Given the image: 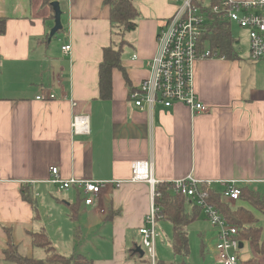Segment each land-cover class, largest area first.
Listing matches in <instances>:
<instances>
[{
	"label": "crops",
	"instance_id": "0c3cea01",
	"mask_svg": "<svg viewBox=\"0 0 264 264\" xmlns=\"http://www.w3.org/2000/svg\"><path fill=\"white\" fill-rule=\"evenodd\" d=\"M53 1L66 18L56 34L63 39L56 42L48 39L54 26L50 4L0 0V264H8L3 251L9 233L18 249L23 245L32 255L29 233L41 230L61 255L67 247L70 256L92 264H137L127 256L133 244L140 247L138 229L151 193L147 181L133 179V162H148L154 181L236 180L263 194L264 62L249 61L248 49L233 61H197L193 87L207 113L191 115L180 104L156 105L151 114L139 110L128 92L148 77L157 32L175 8L170 0H133L136 28L122 38L123 72L112 71V96L104 101L98 67L103 49L114 42L108 7L104 0ZM66 44L68 55L61 50ZM49 94L54 99H36ZM75 115L87 116V135L72 133ZM51 168L63 180L104 183L98 203L84 205L80 191L60 192L48 184ZM21 185L28 186L35 209L21 198ZM77 199L71 221L68 205ZM211 235L216 243L215 230ZM248 245L240 263L255 257V264H264V253L257 256Z\"/></svg>",
	"mask_w": 264,
	"mask_h": 264
},
{
	"label": "built area",
	"instance_id": "2783aa9c",
	"mask_svg": "<svg viewBox=\"0 0 264 264\" xmlns=\"http://www.w3.org/2000/svg\"><path fill=\"white\" fill-rule=\"evenodd\" d=\"M174 5L173 14L167 18L159 28L156 37V53L147 64L149 75L142 80L138 87L129 91V100L139 110L149 114L156 105L165 109L175 104L186 106L191 115L207 113L208 108L197 98L194 91L193 71L199 60L224 59L216 52L201 48V39L209 32L215 17L227 21L231 26L236 25L247 34L248 59L252 62H264V0H170ZM233 45L237 55L241 49ZM64 55L71 50L70 44L61 48ZM37 100H52L54 96H39ZM71 131L76 135H87L88 118L75 115L71 122ZM133 179L147 181L150 186V211L143 218V225L138 229L141 237L140 247L144 251L149 264H155V242L158 240L156 232L158 209L153 206L155 197L154 187L164 184L151 179V165L146 162L132 163ZM246 182V181H245ZM48 184L53 185L60 192L69 190L80 191L83 203L95 206L98 203L100 191L104 183L97 181H78L74 178L63 180L57 168L50 169ZM170 192L182 197L188 208L201 209L205 220L215 230L217 242L213 247L216 264H241L245 254V245L239 239L238 228L228 224L218 209L210 205L209 199L215 186L221 189L222 198L227 204L239 200L241 182L236 180H196L191 176L173 180ZM240 244L242 247H240Z\"/></svg>",
	"mask_w": 264,
	"mask_h": 264
},
{
	"label": "trees",
	"instance_id": "16d2710c",
	"mask_svg": "<svg viewBox=\"0 0 264 264\" xmlns=\"http://www.w3.org/2000/svg\"><path fill=\"white\" fill-rule=\"evenodd\" d=\"M44 4L49 5L53 0H42ZM103 5L108 7L111 31L124 38V34L130 33L136 28V20L138 19V11L133 0H104ZM62 30L58 31L60 33ZM5 32V19L0 18V36ZM56 36V35H55ZM54 36V37H55ZM125 40L115 46L111 42L110 46L102 51V62L98 67V88L99 98L101 100H110L112 96L111 74L114 69L123 72L120 64L121 47ZM235 41L232 37L231 25L227 21L215 17L209 32L201 39V48L209 49L216 52L218 56L224 57V60H236L237 55L234 52ZM125 76V75H124ZM131 91V90H130ZM170 185L167 183L157 184L154 187L155 197L153 198V206L158 209L157 217L168 222L171 225V244L170 250L173 255L183 261L179 264H185V259L189 256L187 226L195 222L201 215V209L197 207L188 208L182 197L170 192ZM241 195L234 206L227 204L222 198L221 191L213 190L209 203L218 209L223 219L230 225L238 228L239 239L242 242L248 241L255 255L260 256L264 253V234L252 210L260 212L264 216V196L249 190L247 187L240 189ZM21 198L28 202L34 209V201L30 195L29 188L21 185ZM80 201L69 204V219L74 221L77 216ZM248 206V207H247ZM252 209V210H251ZM110 218V216H109ZM159 219V220H160ZM9 232V231H8ZM31 244L35 248L42 249L45 253L44 259H34L24 256L19 252L8 235L6 249L3 251V261L10 264H92V260L82 255L64 256L59 254L52 246L50 240L43 230L39 232L29 233ZM136 244H133L128 251L127 258H134L137 264H149L147 258H141L134 251ZM255 257L249 258L242 264H255ZM155 264H166L162 261H156ZM176 264V263H173Z\"/></svg>",
	"mask_w": 264,
	"mask_h": 264
},
{
	"label": "rangeland",
	"instance_id": "374dc122",
	"mask_svg": "<svg viewBox=\"0 0 264 264\" xmlns=\"http://www.w3.org/2000/svg\"><path fill=\"white\" fill-rule=\"evenodd\" d=\"M65 21H66V18H65V15L63 14L61 16V25L63 28H64ZM53 23H54V20H53ZM115 31L116 30L112 31L111 36H112V40L115 43V46H117L122 38ZM231 32H232L233 39L239 40L238 43L235 44V46H237L236 48H239V50L240 49H242V50L248 49L246 32L244 30L240 29L236 25L231 26ZM125 35L128 36V33H126ZM126 36H125V38H126ZM57 38L62 41V39H63L62 34H61V37H58V36L53 37V41L56 42ZM124 50L129 51L127 47H124ZM262 192L264 194V190H262ZM263 194H260V195L264 196ZM252 214L256 219L259 220V225L261 226L262 233L264 234V216L260 212L255 211L254 209L252 210ZM165 225H167V227H169L168 231H166V228H164ZM170 226L171 225L168 222L161 220V219L158 220L156 232H157V235L159 236L158 239L160 238L161 240L158 241V248H157V250H155L156 251V261L160 260L166 264H173L175 262L177 264H179L183 260L178 259V261H176L177 257H175L173 255L172 251L170 250L169 240L172 239V236H170L171 235V227ZM211 229L212 228H211L210 224L208 223V221L205 220V217L202 213H201L200 217L195 222H193L187 226L186 231H187V236L189 239L188 249L190 250L189 256L187 257V259H185V262L187 264H213L214 263V259H216V255L213 254L211 252V250H209V249H211V247H213L216 244L215 240L213 241V236L211 235ZM202 241H203V245H204V248H203L204 253L202 251ZM136 242L138 244H140L139 239H136ZM205 245H207V246H205ZM247 245H248V243H246V246ZM205 247L208 248L207 249L208 251L206 250ZM248 247H249V245H248ZM19 250H20V253L23 254L24 256H27V257L32 256V258H34V259L40 260V259H44V257H45L44 251L42 249H39V248H33L34 252L32 255H30L28 249L26 247H24L23 245H21ZM63 252H64V256H70V254H72L71 249H69L67 247H66V249H63ZM202 257L204 258V263H203ZM144 258L146 259L145 255H144ZM8 264H10V263H8Z\"/></svg>",
	"mask_w": 264,
	"mask_h": 264
},
{
	"label": "water",
	"instance_id": "95a60500",
	"mask_svg": "<svg viewBox=\"0 0 264 264\" xmlns=\"http://www.w3.org/2000/svg\"><path fill=\"white\" fill-rule=\"evenodd\" d=\"M50 6H51L52 11H53L54 26L49 31V34H48L49 40H51L57 34L58 31L62 30L60 6H59L58 2H56V1L51 2ZM240 247H242L241 244H240ZM134 251L136 253H138L141 258L144 257V251H142L140 247H136L134 249Z\"/></svg>",
	"mask_w": 264,
	"mask_h": 264
}]
</instances>
